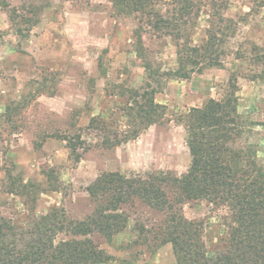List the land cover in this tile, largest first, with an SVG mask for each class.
<instances>
[{
	"label": "rangeland",
	"instance_id": "rangeland-1",
	"mask_svg": "<svg viewBox=\"0 0 264 264\" xmlns=\"http://www.w3.org/2000/svg\"><path fill=\"white\" fill-rule=\"evenodd\" d=\"M190 2L184 18L182 0L150 2L181 28L177 38L174 30L156 31L153 14L124 11L116 0H0V221L25 232L53 209L84 221L98 205L88 188L103 174L181 178L192 161L185 116L232 93L242 131L236 146L253 147L264 164V0ZM213 15L230 28L217 45L222 67L204 63L187 80L173 78L182 50L202 46ZM152 90L165 107L161 120L136 139L107 144L134 131L127 109ZM93 119L99 124L91 126ZM20 182L35 185L34 194L18 196ZM177 207L203 224L213 248L232 224L222 204L185 200ZM119 212L128 218L123 232L111 241L89 236L112 257L105 264H176L159 236L167 213L138 199ZM72 239L83 237L63 232L55 243Z\"/></svg>",
	"mask_w": 264,
	"mask_h": 264
},
{
	"label": "trees",
	"instance_id": "trees-1",
	"mask_svg": "<svg viewBox=\"0 0 264 264\" xmlns=\"http://www.w3.org/2000/svg\"><path fill=\"white\" fill-rule=\"evenodd\" d=\"M182 1L186 5L180 10L181 18L191 17L192 2ZM150 2L152 0H116L124 11L153 14L155 21L150 24L156 31L174 30L179 38L181 28L172 19L154 13ZM215 17L220 18L219 23ZM223 23L222 16L213 15L207 37L199 44L202 46L182 50L179 68L169 75L187 80L194 68L204 63L211 68H221L217 45L225 43L228 36L225 30L230 29H224ZM258 60L264 62V56ZM150 77H153L151 70ZM154 92H145L140 96L142 102L135 98L128 107L126 116L134 124V131L123 139L116 135L115 142L107 144L118 146L136 139L140 132L161 120L165 107L155 102ZM134 93L137 95L136 91ZM239 119L234 93L223 101L210 99L203 107L192 108L183 124L192 157L187 173L181 178L168 175L125 178L117 173L103 174L88 188L98 205L84 221L68 220L63 212L53 209L33 221L25 232H18V228L2 219L0 264H105L112 257L98 248L89 236L99 233L111 241L123 232L128 218L119 211L122 205L134 199L168 214L159 236L163 245L171 244L176 264H264V164L259 162L253 147L236 146L242 133ZM98 124V120L93 119L90 125ZM72 153L77 156L75 147ZM172 185L174 194L170 189ZM35 188L31 183L20 182L14 192L23 198L34 194ZM185 200H207L230 209L232 224L214 248L205 239L203 224L189 221L180 213L177 206ZM63 232L83 239L56 244V237Z\"/></svg>",
	"mask_w": 264,
	"mask_h": 264
}]
</instances>
